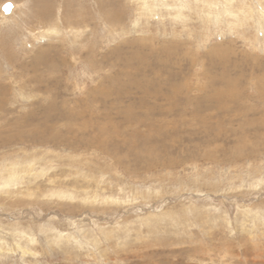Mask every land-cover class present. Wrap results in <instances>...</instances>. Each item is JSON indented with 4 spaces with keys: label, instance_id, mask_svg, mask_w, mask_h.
<instances>
[{
    "label": "rangeland",
    "instance_id": "1",
    "mask_svg": "<svg viewBox=\"0 0 264 264\" xmlns=\"http://www.w3.org/2000/svg\"><path fill=\"white\" fill-rule=\"evenodd\" d=\"M263 21L264 0H0V264H264Z\"/></svg>",
    "mask_w": 264,
    "mask_h": 264
},
{
    "label": "bare ground",
    "instance_id": "2",
    "mask_svg": "<svg viewBox=\"0 0 264 264\" xmlns=\"http://www.w3.org/2000/svg\"><path fill=\"white\" fill-rule=\"evenodd\" d=\"M137 1H142V2H144V0H137ZM26 2V1H25ZM28 2H30V1H28ZM32 2V1H31ZM27 3V2H26ZM6 5H8V6H10L8 9H5V6ZM29 6V5H28ZM37 7H38V10H37V12L38 13H40L41 14V20H45L46 22H48V21H50L51 20V17H50V14H49V9H48V5L47 4H45V3H39V2H37ZM31 8V7H30ZM12 9V5H10V4H5L4 5V7H2V10L4 11V12H10V10ZM21 13H23V12H21ZM116 18H118L119 19V22H120V16L119 15H117V14H115L114 15V19H116ZM238 22L239 23H236L237 25H240L241 23V21L240 20H238ZM263 23H264V21H263ZM63 27H65L66 28V26L65 25H62ZM50 27H52V26H50ZM72 27H74V26H72ZM262 27L264 28V26L263 25H260V24H255L254 25V31H255V33L257 34V35H255L256 37H258V36H260V38L262 39V35L264 34V32L261 30L262 29ZM1 28V27H0ZM75 29H80V27H74ZM67 29V28H66ZM3 30V29H2ZM53 31L54 32H57V31H60L59 29H58V26H56V27H54L53 28ZM68 32V31H67ZM81 32V31H80ZM82 32H84V31H82ZM69 35V34H68ZM78 35V34H77ZM83 35V34H82ZM52 36V35H51ZM66 36V35H65ZM79 37H80V34H79ZM253 41H255L254 39H253ZM262 41H263V43H264V39H262ZM256 42V41H255ZM49 46H47V48H48ZM51 47H52V45H51ZM62 48V47H61ZM50 49V48H49ZM57 49V48H56ZM44 52V51H43ZM42 52V53H43ZM167 52V51H166ZM38 53V52H37ZM46 53V52H45ZM44 53V54H45ZM57 53V52H56ZM58 54V53H57ZM167 54H169V53H167ZM49 55V54H48ZM11 56V55H10ZM87 56H88V54H87ZM59 57V56H58ZM209 57H210V55H209ZM32 58H33V56H32ZM41 58V57H40ZM43 58V60L45 59L46 60V63H48V66H49V68H50V65H49V62L50 63H53V61L49 58V57H47V54H45V56H43L42 57ZM64 58V57H63ZM78 59H79V61L80 62H82L81 60H83V59H81L80 58V56L79 57H77ZM53 59V58H52ZM91 59H93V58H91ZM91 59L89 60V61H87V62H89L88 64H90L91 63ZM35 61V60H34ZM25 62V61H24ZM83 63V62H82ZM127 63V62H126ZM28 64H30V63H28ZM86 64V63H85ZM66 65V64H65ZM69 65V64H68ZM70 66V65H69ZM91 66L93 67L94 66V64L93 63H91ZM55 67V66H54ZM66 67H68V66H66ZM23 68V67H22ZM30 68H32V66H30ZM70 68V67H69ZM89 69L91 68L90 66L88 67ZM94 68V67H93ZM38 69V68H37ZM67 69V68H66ZM91 70V69H90ZM52 71V70H51ZM46 72V71H45ZM92 72H94L95 73V71H92ZM47 73V72H46ZM93 73V74H94ZM140 73V72H139ZM91 72H88V77L90 78V79H92V77L95 75H93ZM210 74V73H209ZM58 75H60V74H58ZM228 76V75H227ZM59 78V77H58ZM60 78H61V76H60ZM225 78V77H224ZM64 79V78H63ZM206 79V78H205ZM208 79V78H207ZM57 81V80H56ZM59 81V80H58ZM74 81V80H73ZM72 81V82H73ZM206 81H208V80H206ZM60 82V81H59ZM75 82V81H74ZM93 82V81H92ZM64 83V82H63ZM95 83V86H94V89H93V91H98V93H100V91L102 92V94H103V98L104 99H106L107 97H112V96H114V95H118L119 93L120 94H123V95H126V94H128V92L126 91V90H124V91H122V89H119L118 88V90H112V87L111 86H109V88L107 89V91H105L103 88H101V87H99V86H97L96 85V82H94ZM207 83H209V82H207ZM234 83V81H230V80H226L225 81V83H224V87L223 88H221V89H216V88H214V87H210L208 84V87H205L204 89H202L201 87H198V85L195 87V85H194V88H195V90L193 89V88H189V84H185L186 85V87L187 88H189V90L190 91H192L193 90V94H194V97L193 98H195V91H198V92H200V90H210L209 92H212V94L211 93H209L208 94V96H211L212 98L211 99H213L212 101H210V102H215V104L216 103H219L220 105H224V102L226 103L227 102V100L229 99V100H234V88H233V84ZM57 84V83H56ZM199 84V83H198ZM75 85H76V82H75ZM144 85H146V84H144ZM144 85H142V86H140V87H138L139 88V92H140V94H141V96H139L138 98H137V102L135 103L134 101H133V103L131 104V105H136V104H142L143 102H144V99H146V98H150L151 96L149 95L150 94V92H148L147 91V89H146V86H144ZM205 85V84H204ZM207 85H205V86H207ZM55 86V85H54ZM212 86V85H211ZM78 88H79V86H77ZM83 87V86H82ZM120 87V86H119ZM122 87V86H121ZM217 87H218V85H217ZM81 88V87H80ZM260 88V87H259ZM74 89H76V88H74ZM83 89V88H82ZM142 89V90H141ZM175 89H179V87H176ZM39 90V89H38ZM90 90H91V88H90ZM259 90V89H258ZM114 91L116 92V93H114ZM260 91V90H259ZM79 92V91H78ZM202 94V93H201ZM233 94V95H232ZM36 95V94H35ZM261 95V94H260ZM259 95V96H260ZM148 96H150V97H148ZM156 96V95H155ZM201 96V95H200ZM206 96V95H205ZM159 97H161L160 95H158V96H156V97H154V99H157V98H159ZM192 97V96H191ZM190 97V102H192L191 100L193 99V98H191ZM204 96H202V98H203ZM228 98V99H227ZM133 99V98H132ZM188 99H189V97H188ZM136 100V99H135ZM165 100H168V102H169V105H171L172 103H173V101H174V95H172V93L171 94H169L168 96H167V98H165ZM198 99H194V101H195V105L197 106V105H199V104H202V102L201 101H197ZM54 102V101H53ZM189 102V103H190ZM207 103H208V101H207ZM191 104V103H190ZM111 107V106H110ZM205 107V106H204ZM152 109H154L155 111H156V108L155 107H153L152 106ZM220 109V108H219ZM106 110V109H105ZM159 110V109H158ZM157 110V111H158ZM159 111H161V110H159ZM163 112V111H162ZM219 112V111H218ZM65 114V113H64ZM159 114H160V112H159ZM161 116V115H160ZM110 117V116H109ZM158 117V116H157ZM51 118V117H50ZM58 118V117H57ZM111 119V118H110ZM263 122V121H262ZM4 169V168H3ZM2 172H4V171H2ZM42 172V171H41ZM5 173V172H4ZM7 173L9 174V177H7L6 175H7ZM6 177L3 175V177L0 175V180H1V182H2V184L3 185H5V187H7V186H9L10 185V182H9V180H11V179H13V181H11V182H13L12 184L14 185V183L18 180V179H20L19 178V175H17L16 173H10V172H6ZM29 191V190H28ZM30 196V195H29ZM22 198H19V200H21ZM16 200H18V199H16ZM12 201V200H11ZM10 201V202H11ZM13 202V201H12ZM20 202H22V201H20ZM20 233H21V236L22 235H24V232H22V231H20ZM72 233H74V232H72ZM21 236L19 237V241H20V238H21ZM63 237V235L60 233V231L58 230V232H57V234L54 236V239L51 241V242H56L57 240L59 241L61 238ZM64 238V237H63ZM62 238V239H63ZM69 238V237H68ZM51 239H52V237H51ZM28 240H29V242H35L36 240L35 239H33V236H32V234L31 235H29V238H28ZM48 240V239H47ZM76 241H77V239H76ZM79 241V240H78ZM47 242V241H46ZM24 244H26L25 242H24ZM19 247V246H18ZM14 248V247H13ZM6 250H8L7 248H6Z\"/></svg>",
    "mask_w": 264,
    "mask_h": 264
},
{
    "label": "water",
    "instance_id": "3",
    "mask_svg": "<svg viewBox=\"0 0 264 264\" xmlns=\"http://www.w3.org/2000/svg\"><path fill=\"white\" fill-rule=\"evenodd\" d=\"M8 8H9V6H8V5H6V6H5V9H8Z\"/></svg>",
    "mask_w": 264,
    "mask_h": 264
},
{
    "label": "clouds",
    "instance_id": "4",
    "mask_svg": "<svg viewBox=\"0 0 264 264\" xmlns=\"http://www.w3.org/2000/svg\"><path fill=\"white\" fill-rule=\"evenodd\" d=\"M10 7V6H9Z\"/></svg>",
    "mask_w": 264,
    "mask_h": 264
}]
</instances>
